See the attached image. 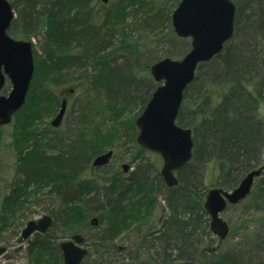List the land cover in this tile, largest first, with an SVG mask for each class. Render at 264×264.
Masks as SVG:
<instances>
[{
	"label": "trees",
	"instance_id": "16d2710c",
	"mask_svg": "<svg viewBox=\"0 0 264 264\" xmlns=\"http://www.w3.org/2000/svg\"><path fill=\"white\" fill-rule=\"evenodd\" d=\"M90 1H9L16 13L10 35L26 40L41 35L43 54L34 57L32 81L25 104L13 116L9 142L0 136V220L8 224L6 214L16 211L25 218L28 198L45 191L53 199L47 207L53 229L70 224L74 230L81 222L90 228V208H100L96 210L98 225L91 226L96 229L105 224L103 231L93 237L83 235L85 244H93L105 263L114 256L119 264H132L145 254L142 264H193L200 258H205L202 264H264L252 256L241 257L237 250L210 259L220 242L217 238L219 247H212L216 237L209 229V215L203 207L207 190L202 188V167L207 164L218 170L210 187L232 189L264 161V0H232L236 6L233 38L221 53L198 65L184 91L193 107L185 110L187 103L182 102L176 123L191 129L193 149L191 160L176 173L178 184L167 187L160 173L149 183L148 172L138 165L140 170L132 173V181L123 189L117 174L111 178L99 174L92 160L114 147L121 128L130 130L135 140V118L158 84L150 66L161 58L185 54L190 46L187 41H171L162 56L149 53L167 37L178 38L171 13L180 0H112L107 4L96 0L101 10H95ZM76 66L90 72L73 77L70 70ZM86 82L101 96L102 114L112 122L110 126L103 129L91 123L87 106L67 140L30 131L36 120L56 113L63 97L68 106L67 94H59L58 87L71 83L68 90L73 91ZM116 122L120 129L114 127ZM137 148L134 159L147 152ZM3 152L9 153L15 168L8 193L3 192ZM153 165L151 161L145 166ZM158 184L168 215L154 229L150 216ZM253 187L249 196L264 206V172ZM131 234L134 243L128 241V248L133 251L120 255L118 244ZM259 238L256 233L250 245L264 253V237L261 243ZM58 240L50 230L35 233L27 249L30 264H64Z\"/></svg>",
	"mask_w": 264,
	"mask_h": 264
},
{
	"label": "water",
	"instance_id": "95a60500",
	"mask_svg": "<svg viewBox=\"0 0 264 264\" xmlns=\"http://www.w3.org/2000/svg\"><path fill=\"white\" fill-rule=\"evenodd\" d=\"M101 1L106 4L110 0ZM235 9L232 0H180L172 10L171 26L176 36L190 39V48L179 59L164 57L150 66V74L158 85L134 121L138 130L136 143L160 155V175L167 187L178 184L175 173L192 158L191 129L176 123L184 91L193 81L198 65L221 53L224 45L233 38ZM14 17L11 3L0 0V127L10 123L13 115L24 105L34 73L32 43L15 39L7 33ZM261 64L264 67V53ZM6 80L11 88L7 94H2ZM66 103V98H63L58 112L50 121L52 127L61 124ZM112 155L113 151L109 149L94 157L91 164L93 167L105 166ZM128 168V164H122L123 172ZM263 171L264 165L249 170L233 189L211 187L207 190L203 206L210 217L209 229L220 241L229 234V225L221 213L229 204L245 199ZM97 223L95 216L90 219L91 225ZM51 224L52 218L47 214L37 220H28L19 241L29 239L33 233L46 232ZM83 243L81 234H73L59 243L64 264H82L88 254ZM4 250L5 247L0 246V254ZM180 264L191 263L184 261Z\"/></svg>",
	"mask_w": 264,
	"mask_h": 264
},
{
	"label": "rangeland",
	"instance_id": "374dc122",
	"mask_svg": "<svg viewBox=\"0 0 264 264\" xmlns=\"http://www.w3.org/2000/svg\"><path fill=\"white\" fill-rule=\"evenodd\" d=\"M90 5H92L95 8V10H101L100 7L97 6L96 4V0H91ZM11 33L12 32L9 31L8 29V34L10 35ZM10 36L15 39H25L19 37L18 35H14V36L10 35ZM165 40L166 42H162L160 46H158V48H155L151 51L149 50V53L151 54V52H153L156 55L162 56V54L165 52V49L168 47L167 45L171 41H174L176 43L177 42L184 43L185 41H187L190 46V40L188 38L167 37ZM30 41L32 42L33 57L35 56L37 58L41 57L43 54L42 53L43 37L41 35L31 36ZM183 55L184 53H182L180 56L175 58L179 59ZM82 71L84 70H79L76 66L70 70V75L76 77L79 76V73H81ZM86 71L87 72L84 71L85 74H88L90 72V69L88 68V70ZM10 88L11 87L9 82L6 81L2 89V93L7 94ZM69 88H72L71 83H66L61 87H58L57 89V92L59 94H67L68 96V106L61 124L57 128L52 127L50 125V121L54 118V116L59 110V106H58L55 114L51 116H45L43 119L36 120L33 124H31L30 131H35L38 134L40 133L41 135H47L52 137L59 136L60 138L67 140L71 132H73L76 129V126H78V124L81 123L79 119L80 118L79 114L81 113L82 109H84V107L87 106H88L87 110L90 111L91 123L100 125V127L103 129L111 125L112 122L108 120L106 115L102 114L103 103L101 102V96L95 90L93 84L86 82L81 86L77 85L73 89V91L68 90ZM182 102L184 104L185 102L187 103L185 106L186 107L185 110L186 109L189 110L193 107V104H191L188 98H183ZM114 127L115 128L118 127L120 129L121 125L116 122L114 123ZM12 129H13V121H11L7 125L0 127V136H2L4 140L9 142L10 139L9 135ZM131 137L132 134L130 130L121 128L117 134V138L115 139L114 147L106 148V150L104 151L106 152L109 149L113 151V155L109 163L102 167H96V171L99 174L100 173L108 174L107 178H111L112 176L117 174L122 182L120 189H123L129 182L132 181L130 178L132 176V173L140 170L137 169L138 165H141V168H144L145 171L148 172L150 176L149 177V183H150L151 180L155 179L157 175L160 173V168L162 164V159L160 158V156L150 151L143 153L142 157H139L138 159H134L133 156L137 152H139V150L137 148L138 144L136 143V140H133ZM44 140H46V138ZM47 150H49L50 152L51 149L47 148ZM151 161L154 162L155 165L151 167L148 166L147 168L145 165H147ZM12 163L13 160L12 157L9 155V153L3 152L1 155V175L3 177L2 183H4L3 184L4 193H8L10 191L11 182L13 181L15 168L13 167V165L11 166ZM124 163L128 164L129 166L127 172H123L122 164ZM262 164H264V161L262 162ZM202 170L204 173V180H203L204 185L202 186V188L206 187L207 190L208 188H210L209 184L213 183L214 180L216 179V174L218 170L217 168L213 167L211 164L210 165L207 164L206 166H203ZM87 175L92 176L91 171H88ZM159 186L161 185L158 184L156 188H154L155 193L156 192L158 193V198L156 200V207L154 206V209L150 216V223H152L154 229H157V227L159 228L161 220L168 215V211L165 206V201L162 199V196L160 194L162 188L160 189ZM254 187H252V190L255 189ZM253 200H254L253 196L252 197L249 196L237 204H229L228 207L221 213V217L230 226V233L224 240H222V242H220L219 245L220 247L218 246L217 237L215 236L216 238L213 241L214 245L212 247L215 248L218 246L219 248L217 252L212 254L213 257H211L210 259L221 256L229 250H237L240 253L241 257L252 256L253 257L252 259L256 260V262L264 261L263 249L261 250L256 249L253 245H250L252 243L251 241H249L253 238V236L256 233H258L261 239L262 237H264V206L258 204L257 202H254ZM52 201H53L52 197L48 195L45 191H43L35 198L34 196H30L28 198V202L25 204V207H28L24 213L26 215L25 218L22 217V215L18 211H16L14 214H8V213L6 214V217L9 216L8 221L10 222L8 224L5 225L0 220V246H5V250L0 254V264H30L29 261L30 259L28 257L27 249L30 242L34 239L35 234H32L29 237V239L19 241L21 229L24 227V225L28 220L31 219L37 220L44 214L48 215L49 213L47 211V207L52 206ZM96 210L99 211L100 208L98 209L96 208V206L94 207L91 206L90 208L91 216L89 217L88 222L93 216L98 218L97 216L98 211L96 212ZM77 225L78 226H76V229L74 230H71V228H69L70 224L69 225L61 224L59 228L56 229H53V227L51 226L50 227L51 229L49 228L48 230H50V232H55L56 235L59 236L58 241L60 242L65 239H68L73 234L85 233L87 236L93 237L96 235L97 232H100L101 230L103 231V227L105 226V224H101L96 229L95 228L93 229L91 225H89L90 228L85 227L84 222H81L80 224L78 223ZM130 236L131 237H128V239L126 238L127 240L122 241V243L118 244V246H120V249L118 250V252H121L120 255L126 254V252H128L129 250L133 251L132 249L128 248L129 242H131L132 244L134 243L133 235L131 234ZM261 239L259 240L260 243H261ZM261 246H263V243ZM85 247L88 250V255L83 260V263L119 264L120 262V260H117L114 256H111L109 259L107 258L106 262L107 261L108 262L105 263V261L102 260L103 258L99 256L100 252L95 249L93 244L90 245L85 244ZM125 247L127 248L124 249ZM145 258H146L145 254H140L135 261H132V264H142ZM203 261H205V258L202 259L200 258L198 260L196 259V261L193 264H202ZM243 262L244 260L241 261V263Z\"/></svg>",
	"mask_w": 264,
	"mask_h": 264
}]
</instances>
